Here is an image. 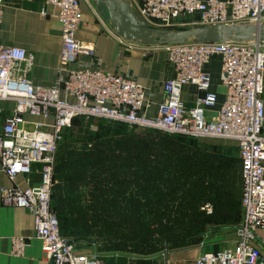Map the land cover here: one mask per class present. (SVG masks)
I'll list each match as a JSON object with an SVG mask.
<instances>
[{"label":"built area","instance_id":"obj_1","mask_svg":"<svg viewBox=\"0 0 264 264\" xmlns=\"http://www.w3.org/2000/svg\"><path fill=\"white\" fill-rule=\"evenodd\" d=\"M45 5L58 8L62 26L56 84L34 85L28 78L33 56L25 49L0 43V100L15 103L0 127V170L13 183L1 190L3 204L30 212L49 264H106L100 255L80 252L62 236L51 207L58 146L63 132L79 119H104L235 145L242 162L244 217L232 247L205 252L196 264H264L258 237L264 231V43L200 41L165 46L175 76L166 81L164 101L156 115L149 117L146 90L132 77L90 65L72 68L80 56L94 52L77 38L84 23L80 0H45ZM4 8L5 2L0 0V24ZM133 10L156 30L264 20V0H144ZM42 12L45 14L44 9ZM215 57L222 59L220 79L226 97L209 119L207 112L217 104V95L210 92L211 77L204 66ZM187 85L204 93L192 108L182 99ZM27 116L44 122L28 121ZM91 128L98 129L93 124ZM34 171L39 173V183L20 188L17 178ZM204 209L213 212L210 204ZM26 247L23 237L12 239L13 256H22Z\"/></svg>","mask_w":264,"mask_h":264},{"label":"trees","instance_id":"obj_2","mask_svg":"<svg viewBox=\"0 0 264 264\" xmlns=\"http://www.w3.org/2000/svg\"><path fill=\"white\" fill-rule=\"evenodd\" d=\"M92 122L75 120L63 132L51 202L62 236L78 249L127 264L132 256L198 247L203 237L240 226L237 148L104 119L87 141L68 142L74 129L85 123L90 130Z\"/></svg>","mask_w":264,"mask_h":264},{"label":"crops","instance_id":"obj_3","mask_svg":"<svg viewBox=\"0 0 264 264\" xmlns=\"http://www.w3.org/2000/svg\"><path fill=\"white\" fill-rule=\"evenodd\" d=\"M128 1L133 9H136L144 0ZM4 2L0 43L6 47L25 49L33 56V65L29 70L28 78L34 85L53 86L58 78L62 50V26L58 8L46 6L45 0H4ZM80 2L84 23L77 32V38L83 44L92 47L94 52L93 55L80 56L79 61L72 65V68L81 64L90 65L104 72L132 77L146 90L147 116H155L158 106L164 101L165 83L175 76L166 48L144 46L124 40L115 33L108 14H101L97 10L95 0H80ZM43 9L45 14L42 12ZM221 68L220 57H215L204 66V71L211 77L210 92L217 95V104L212 111L207 112L209 119L213 117L214 111L223 104L226 97V88L220 79ZM203 95L204 93L195 86L187 85L183 88L182 99L187 108H192L198 97ZM14 109L13 101L0 100V127ZM26 118L32 122H44L40 117ZM39 181V173L34 171L28 176L18 177L16 183L24 189L30 185H37ZM12 186L13 183L8 176L0 170V264H49L42 243L36 235L34 218L30 212L22 208L7 207L2 202L1 190ZM15 237H23L27 242L22 256L12 255V239ZM258 237L264 257L263 230L258 232ZM234 242L235 240L229 246L232 247ZM204 250L211 252L208 251V246H205ZM162 255L158 253L148 257L132 256L126 263L169 264L168 261L162 263ZM106 264L109 263L106 261ZM192 264H196V261H192Z\"/></svg>","mask_w":264,"mask_h":264},{"label":"water","instance_id":"obj_4","mask_svg":"<svg viewBox=\"0 0 264 264\" xmlns=\"http://www.w3.org/2000/svg\"><path fill=\"white\" fill-rule=\"evenodd\" d=\"M97 10L108 14L115 33L126 41L144 46H168L187 42L229 44L264 43V20L242 21L187 30H156L140 20L128 0H95Z\"/></svg>","mask_w":264,"mask_h":264},{"label":"rangeland","instance_id":"obj_5","mask_svg":"<svg viewBox=\"0 0 264 264\" xmlns=\"http://www.w3.org/2000/svg\"><path fill=\"white\" fill-rule=\"evenodd\" d=\"M191 27L188 26H182V27H176L173 30H185V29H190ZM107 122L111 123L114 121H110V120H106ZM94 125L97 127V122H92L91 125ZM83 129H74L73 132H71L67 137H68V142L72 143V144H80L82 142H85L88 140L90 134H93L94 131L91 127L90 130H88L89 128L87 127V124H83ZM138 131H144L146 129H141L138 128ZM150 130V129H148ZM200 142L202 143H207V144H213V145H227L230 147H235V145L226 142V141H220V140H216V139H204V140H200ZM205 207V206H204ZM207 212V211H206ZM235 232L233 233H226L224 234V236H214L213 238H209L208 236L203 237L204 242H205V246H208V251H215V250H219L222 249L226 246H229V244L235 240ZM213 243V244H208V243ZM205 246H198V247H193L190 249H182V250H177V251H171L169 253H162V263L168 261L169 264H192V261H196L197 258L199 256H201L203 254V252H205L206 250H204ZM77 248V247H76ZM78 251L80 252H84V253H88V254H99L96 249L94 248H82V249H78ZM102 257V256H101ZM194 257V258H193ZM103 259H105L107 261V263H109V261L113 260L112 258H108L106 256L102 257ZM117 258H114V260Z\"/></svg>","mask_w":264,"mask_h":264}]
</instances>
